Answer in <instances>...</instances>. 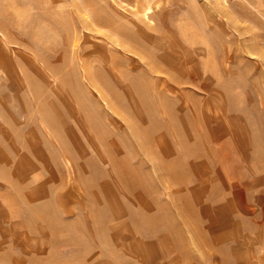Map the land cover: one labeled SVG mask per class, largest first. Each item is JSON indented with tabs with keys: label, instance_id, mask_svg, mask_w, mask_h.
I'll return each mask as SVG.
<instances>
[{
	"label": "rangeland",
	"instance_id": "374dc122",
	"mask_svg": "<svg viewBox=\"0 0 264 264\" xmlns=\"http://www.w3.org/2000/svg\"><path fill=\"white\" fill-rule=\"evenodd\" d=\"M0 264H264V0H0Z\"/></svg>",
	"mask_w": 264,
	"mask_h": 264
},
{
	"label": "bare ground",
	"instance_id": "6f19581e",
	"mask_svg": "<svg viewBox=\"0 0 264 264\" xmlns=\"http://www.w3.org/2000/svg\"><path fill=\"white\" fill-rule=\"evenodd\" d=\"M143 12H144V15H147V14L150 12V9H146V10H144ZM97 59H98V58H97ZM94 60H95V59H94ZM97 61H98V60H97ZM97 63H98V62H97ZM86 65H87V64H86ZM94 67H95V65H94ZM91 68H92V67H91ZM83 69H84V68H83ZM98 70H99V69H98ZM82 72H84V74H87V75L84 77V79H83L84 81H86V79H87V80H92V78H91L92 75L89 73L90 71L88 72V70L84 69V70H82ZM96 73H99V72L97 71ZM96 73H95V74H96ZM69 75H70V74H69ZM69 75H68V77H69ZM73 75H74V74H73ZM100 75H101V73H100ZM93 76H95V75H93ZM101 76H102V75H101ZM74 77H75V76H74ZM65 78H66V77H65ZM69 78H70V80L67 79V81L69 80V83H72V82L74 81V80H73V77L70 76ZM75 78H76V77H75ZM95 79H96V78H95ZM101 79H103V77H101ZM101 79H100V80H101ZM116 79H118V78H116ZM75 80H76V79H75ZM64 81H66V80H64ZM116 82H117V80H116ZM72 87H74V88L76 87V88L78 89V86H72ZM130 87H131V86H130ZM71 89H72V88H71ZM94 89H95V88H94ZM112 90H113V89H112ZM72 91H73V89H72ZM76 92H77V91H76ZM96 92H97V90H96ZM98 92H99V91H98ZM74 93H75V91H74ZM114 94H115V93H114ZM99 96L102 97V95H100V94H99ZM100 99L103 100V98H100Z\"/></svg>",
	"mask_w": 264,
	"mask_h": 264
}]
</instances>
